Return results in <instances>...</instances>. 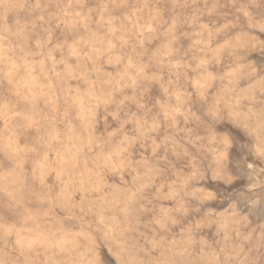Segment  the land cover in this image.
I'll return each mask as SVG.
<instances>
[{
  "label": "rangeland",
  "instance_id": "obj_1",
  "mask_svg": "<svg viewBox=\"0 0 264 264\" xmlns=\"http://www.w3.org/2000/svg\"><path fill=\"white\" fill-rule=\"evenodd\" d=\"M0 264H264V0H0Z\"/></svg>",
  "mask_w": 264,
  "mask_h": 264
},
{
  "label": "bare ground",
  "instance_id": "obj_2",
  "mask_svg": "<svg viewBox=\"0 0 264 264\" xmlns=\"http://www.w3.org/2000/svg\"><path fill=\"white\" fill-rule=\"evenodd\" d=\"M243 98V97H242ZM255 137V136H254ZM145 164V163H144ZM152 166V165H151ZM53 171V170H52ZM144 176V175H143ZM115 185V184H114ZM123 191V190H122ZM128 201V200H127ZM133 203V202H132ZM135 203V202H134ZM95 207V206H94ZM128 209V208H127ZM72 214V213H71ZM108 222V221H107ZM150 223V222H149ZM105 224V223H104ZM107 225V224H106ZM16 231V230H15ZM108 231V230H107ZM109 236V235H108ZM97 237V236H96ZM165 238V237H164ZM209 245V244H208ZM125 246V245H124ZM210 246V245H209ZM208 246V247H209ZM175 247V246H174Z\"/></svg>",
  "mask_w": 264,
  "mask_h": 264
}]
</instances>
